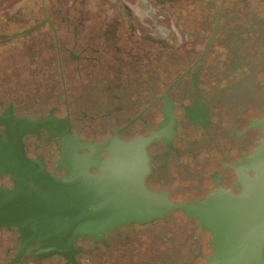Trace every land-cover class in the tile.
<instances>
[{
  "label": "flooded vegetation",
  "instance_id": "flooded-vegetation-1",
  "mask_svg": "<svg viewBox=\"0 0 264 264\" xmlns=\"http://www.w3.org/2000/svg\"><path fill=\"white\" fill-rule=\"evenodd\" d=\"M263 121V0H0L9 209L30 208L44 176L108 168L171 205L237 197ZM29 226L0 224V264H207L214 252L180 210L77 236L62 253Z\"/></svg>",
  "mask_w": 264,
  "mask_h": 264
},
{
  "label": "water",
  "instance_id": "water-1",
  "mask_svg": "<svg viewBox=\"0 0 264 264\" xmlns=\"http://www.w3.org/2000/svg\"><path fill=\"white\" fill-rule=\"evenodd\" d=\"M259 125L262 139L243 163L252 177L237 197L218 192L203 202L171 205L162 194L145 190L140 178L131 181L132 188L120 187L125 181L109 170L115 166L112 160L95 178L44 176L36 181L40 194L30 208L0 204V224H30L32 230L46 232L53 251L62 253L77 236L99 238L118 225L142 224L180 210L210 232L214 252L207 264H264V121Z\"/></svg>",
  "mask_w": 264,
  "mask_h": 264
}]
</instances>
